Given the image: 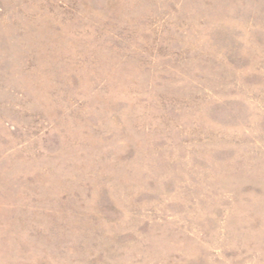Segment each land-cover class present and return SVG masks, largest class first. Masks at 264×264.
<instances>
[{"label":"rangeland","instance_id":"rangeland-1","mask_svg":"<svg viewBox=\"0 0 264 264\" xmlns=\"http://www.w3.org/2000/svg\"><path fill=\"white\" fill-rule=\"evenodd\" d=\"M0 264H264V0H0Z\"/></svg>","mask_w":264,"mask_h":264}]
</instances>
